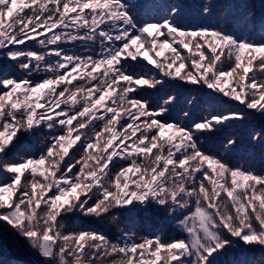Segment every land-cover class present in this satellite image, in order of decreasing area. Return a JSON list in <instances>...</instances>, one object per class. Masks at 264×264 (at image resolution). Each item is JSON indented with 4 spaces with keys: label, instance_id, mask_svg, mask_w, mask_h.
<instances>
[{
    "label": "snow or ice",
    "instance_id": "snow-or-ice-1",
    "mask_svg": "<svg viewBox=\"0 0 264 264\" xmlns=\"http://www.w3.org/2000/svg\"><path fill=\"white\" fill-rule=\"evenodd\" d=\"M159 7L0 0V221L46 264H222L237 244L264 250V174L230 166L202 140L264 121V38L189 20L209 6L150 14ZM170 83L210 90V114L181 119L176 94L141 95ZM251 139L264 140V128ZM151 208L182 235L66 227Z\"/></svg>",
    "mask_w": 264,
    "mask_h": 264
},
{
    "label": "rangeland",
    "instance_id": "rangeland-1",
    "mask_svg": "<svg viewBox=\"0 0 264 264\" xmlns=\"http://www.w3.org/2000/svg\"><path fill=\"white\" fill-rule=\"evenodd\" d=\"M152 3L159 4L161 7L149 10L150 14H162L166 5L161 4L160 0L150 1L146 4ZM169 3L170 5L180 3L193 12L202 9L204 6H209L212 10L209 17L199 20L193 15L189 17V20L193 23H212L223 30L235 32L238 36L249 35L257 40L264 38V0H169ZM68 47H72V45H68ZM80 51L82 50L80 49ZM164 55H169V53L165 52ZM147 67L153 66L147 65ZM144 88L146 90L141 95L148 100L162 102L168 95L176 94L178 99L172 108V114L181 119H183V111H189L194 120H199L212 111L207 96V92L210 90L198 91L196 88L188 89L175 83L167 84L159 91L147 88V86ZM192 96H196L198 99L192 104H188L186 101ZM186 122L190 123L191 121ZM261 128H264V121L253 116L243 123L233 121L213 135L206 138L202 137V140H205L213 154L219 155L230 166L264 174V140L253 141L251 139V134L261 130ZM229 137H235L237 143L230 150H226L223 145ZM153 209L156 208L149 210ZM120 214L122 215V212ZM126 215L128 214L122 215L123 218L127 219ZM162 218L167 219V215H163ZM95 229H97V225ZM154 235H163L167 239L182 234L179 233L173 223L159 231L151 232L150 236ZM239 260L242 262L239 263ZM221 261L222 264H264V250H261L259 246L245 247L237 244L221 257ZM39 263L41 262L39 261Z\"/></svg>",
    "mask_w": 264,
    "mask_h": 264
},
{
    "label": "trees",
    "instance_id": "trees-1",
    "mask_svg": "<svg viewBox=\"0 0 264 264\" xmlns=\"http://www.w3.org/2000/svg\"><path fill=\"white\" fill-rule=\"evenodd\" d=\"M150 1L156 0H140L141 3H150ZM240 1V0H238ZM161 4L166 6L170 5L169 0H160ZM77 50L80 51L78 48ZM43 138L37 143H42ZM25 155L39 154V150L35 153L25 152ZM119 212V221L113 223L110 218H105L103 220H87L82 218H73L66 222V227L68 230H73L76 224H83L90 228L95 229L97 225V230L104 232L112 238L123 231H134L136 233V239L139 240L141 237L150 236L151 232L159 231L173 222L167 217V219L162 218L166 213L162 209L148 210L147 212H141L139 215L128 214L126 218H123L126 212ZM93 221V222H92ZM96 221V222H94ZM144 225V226H143ZM78 230V229H77ZM19 233L12 229V227L6 222L0 221V264H37L24 246L20 243L19 239L16 237V233ZM174 234V231H172ZM19 237L24 241V243L30 247L28 241L19 235ZM35 254L37 259L41 262L40 264H46L44 258L40 257L39 254L31 249ZM242 262L239 260V263ZM238 264V263H237Z\"/></svg>",
    "mask_w": 264,
    "mask_h": 264
},
{
    "label": "water",
    "instance_id": "water-1",
    "mask_svg": "<svg viewBox=\"0 0 264 264\" xmlns=\"http://www.w3.org/2000/svg\"><path fill=\"white\" fill-rule=\"evenodd\" d=\"M12 227V226H11ZM12 229L15 231V229L12 227ZM16 233V232H15ZM16 237L19 239L20 243L24 246V248L28 251V253L32 256L34 261L38 263V260L36 256L32 253V251L29 249V247L23 242V240L19 237V235L16 233Z\"/></svg>",
    "mask_w": 264,
    "mask_h": 264
}]
</instances>
